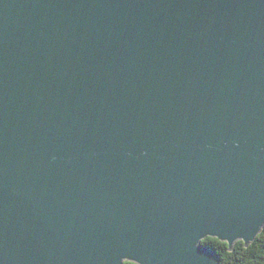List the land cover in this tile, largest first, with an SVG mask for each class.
I'll use <instances>...</instances> for the list:
<instances>
[{"label":"water","instance_id":"95a60500","mask_svg":"<svg viewBox=\"0 0 264 264\" xmlns=\"http://www.w3.org/2000/svg\"><path fill=\"white\" fill-rule=\"evenodd\" d=\"M264 227V0H0V264H218Z\"/></svg>","mask_w":264,"mask_h":264},{"label":"trees","instance_id":"16d2710c","mask_svg":"<svg viewBox=\"0 0 264 264\" xmlns=\"http://www.w3.org/2000/svg\"><path fill=\"white\" fill-rule=\"evenodd\" d=\"M216 241L218 240L214 238H206L201 241V245L216 253L218 264H264V227L248 246L237 241L229 249L226 243ZM123 264L133 263L123 262Z\"/></svg>","mask_w":264,"mask_h":264},{"label":"snow or ice","instance_id":"6c2138e0","mask_svg":"<svg viewBox=\"0 0 264 264\" xmlns=\"http://www.w3.org/2000/svg\"><path fill=\"white\" fill-rule=\"evenodd\" d=\"M211 239V238H210ZM217 243H220L219 241H216Z\"/></svg>","mask_w":264,"mask_h":264}]
</instances>
